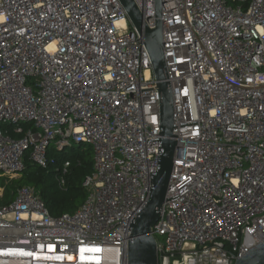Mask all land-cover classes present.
I'll list each match as a JSON object with an SVG mask.
<instances>
[{"label": "built area", "instance_id": "obj_1", "mask_svg": "<svg viewBox=\"0 0 264 264\" xmlns=\"http://www.w3.org/2000/svg\"><path fill=\"white\" fill-rule=\"evenodd\" d=\"M134 1L155 28V0ZM162 1L177 147L158 261L235 264L264 240V0ZM160 103L120 0H0V177L26 159L47 168L53 143L95 159L72 213L51 215L32 185L0 203V264H127L163 150Z\"/></svg>", "mask_w": 264, "mask_h": 264}, {"label": "water", "instance_id": "obj_2", "mask_svg": "<svg viewBox=\"0 0 264 264\" xmlns=\"http://www.w3.org/2000/svg\"><path fill=\"white\" fill-rule=\"evenodd\" d=\"M131 23L143 36L150 54L153 71L161 93V143L159 169L151 178L149 198L131 224V238L127 250V264H159L157 243L153 226L158 222L167 199V191L173 170L177 141L173 138V96L167 81L164 40L162 30V0H155L156 27L149 28L144 23L142 12L134 0H120ZM235 264H264V240L247 254L238 258Z\"/></svg>", "mask_w": 264, "mask_h": 264}, {"label": "trees", "instance_id": "obj_3", "mask_svg": "<svg viewBox=\"0 0 264 264\" xmlns=\"http://www.w3.org/2000/svg\"><path fill=\"white\" fill-rule=\"evenodd\" d=\"M20 136V135H19ZM17 136V137H19ZM86 143H81L83 145ZM49 166L39 167L28 159L25 161V169L18 180L14 182L23 185H32L39 189V192L51 215L58 217L65 213L76 211L85 201L87 191L83 185L84 180L90 176L94 169L93 151L68 152L66 150H54L52 146L48 150ZM70 160V166L65 177V185L61 186L59 180L53 179V171L59 175L62 164ZM5 181L0 177V187ZM5 186L3 197L0 203H8L17 189Z\"/></svg>", "mask_w": 264, "mask_h": 264}, {"label": "rangeland", "instance_id": "obj_4", "mask_svg": "<svg viewBox=\"0 0 264 264\" xmlns=\"http://www.w3.org/2000/svg\"><path fill=\"white\" fill-rule=\"evenodd\" d=\"M229 1H230V3H232V4H234V5L236 4L235 2H232L231 0H229ZM24 126L27 127V124H24ZM1 127H3V128H7L8 126H4V124H1ZM12 129H13V127L11 126L10 135H11V136H14V137H17V135L13 133ZM52 148H53L54 150L56 149V146H55L54 143L52 144ZM56 150H57V149H56ZM65 150L68 151V152H85V153H87L88 151H93V148H92V146H91L90 144L79 145V144H77V143H75V142H72L70 146H67V147L65 148ZM93 153H94V151H93ZM52 175H53V179H54V180H58V177H57V174H56L55 171H53ZM0 176H1V172H0ZM20 178H21V176L15 178V180H18V179H20ZM20 185H21V184H18V183H16V182H14L13 179H7V180L3 181V184H2L1 187L4 188V190H5V186H10V187L14 188V189H13V191H14L15 189L19 188ZM34 187H35V186H34ZM35 188H36V187H35ZM36 189H37L38 192H39V189H38V188H36ZM39 193H40V192H39ZM0 199H1V198H0Z\"/></svg>", "mask_w": 264, "mask_h": 264}, {"label": "snow or ice", "instance_id": "obj_5", "mask_svg": "<svg viewBox=\"0 0 264 264\" xmlns=\"http://www.w3.org/2000/svg\"><path fill=\"white\" fill-rule=\"evenodd\" d=\"M26 254L31 255V253H26Z\"/></svg>", "mask_w": 264, "mask_h": 264}]
</instances>
